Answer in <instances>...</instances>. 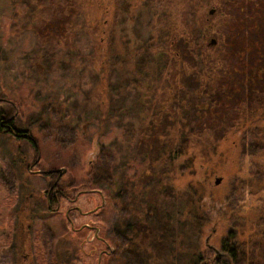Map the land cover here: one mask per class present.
Masks as SVG:
<instances>
[{"label":"trees","instance_id":"trees-1","mask_svg":"<svg viewBox=\"0 0 264 264\" xmlns=\"http://www.w3.org/2000/svg\"><path fill=\"white\" fill-rule=\"evenodd\" d=\"M64 1L76 19L66 22L64 18L61 28L50 30L49 19L40 16L49 28L45 35L31 30L38 19L36 4L26 5L25 24L20 28L30 31L40 47L33 45L23 54L32 55V63L13 77L3 66L2 48L16 36L18 13L8 21L6 38L0 33V85L9 99L8 108L0 106V120L14 114L13 103L18 105V114L10 124L20 116L19 125H14L19 134H11L1 124L0 134L18 157L16 168L25 170L30 150L37 151L42 142L52 150L53 162L68 166L64 173L73 176L70 171L97 138L96 159L78 182L70 181L68 186L69 192L79 196H103L104 203L97 210L104 217L99 232L111 235L112 253L105 256L111 264H264V182L259 177L241 170L219 202L206 200L205 188L197 180L191 179L183 189L173 181L175 172L189 169V144L200 132L192 127L191 117H202L214 108L212 122L222 125L208 126L205 131L216 140L233 132L248 152L251 141L264 132L254 118L258 112L259 119L264 116V94L258 101L252 94L240 95L259 103L243 105L227 127L221 121L229 116L215 113L219 101L211 95L217 91L229 98L233 88L221 81L227 70L220 56L212 58L209 44L193 39V50L187 49L189 54L184 55L155 41V34L141 38L131 31L124 33L120 3L115 2L109 25L101 17L90 23L84 0ZM98 7L103 14L109 10L103 0H98ZM105 24L107 28L100 30ZM81 36L87 42L83 48L76 42ZM50 37L53 47H43ZM173 41L168 42L170 48ZM221 52L233 55L230 47ZM187 57L193 65H187ZM52 66L69 69L70 77L49 81ZM204 68L208 70L205 78ZM43 196L42 192H25L15 209V235L22 245L30 239L35 221L42 218L34 213L33 203L45 201ZM217 226L221 228L219 254L201 240L207 232V236L215 235ZM75 232L70 228L68 234ZM76 249L63 259L72 258Z\"/></svg>","mask_w":264,"mask_h":264},{"label":"rangeland","instance_id":"rangeland-1","mask_svg":"<svg viewBox=\"0 0 264 264\" xmlns=\"http://www.w3.org/2000/svg\"><path fill=\"white\" fill-rule=\"evenodd\" d=\"M108 5V12L102 13L98 7V0H84L83 10L90 23L95 22L97 18H106L108 24L113 23V15L115 10V2L120 3V28L124 31H131L136 36L144 38L149 34H155V41H159L169 50H177L184 55H188L187 49L191 48L192 40L197 39L208 45L207 50L212 54V58L219 57L222 61V67L225 72L221 75V80L226 87H232L233 91L229 98L222 97L219 92H212V97L219 101L215 113L227 112L229 118L224 122V125L229 127L232 125V119L237 110H240L243 105H251L249 102L258 104L254 100L240 96L242 94H251L253 90L257 96H252L258 99L263 90V83H253L252 86L248 80H243V74L253 72V68L260 69L264 66V30H251L249 26V18L253 16L255 8L259 5V9L264 10L262 0H103ZM36 4L37 20L33 22L32 31L45 35L49 28H45L40 21V16L49 19L50 30H55L62 27L65 18L73 22L76 15L71 13L72 9L65 6L64 0H0V33L7 36L8 21L11 22V16L18 13L16 18V36L12 37L11 41L4 43L2 52L5 55L3 66L9 77L20 74L24 69L32 63V55L23 54L31 51V47L38 45L39 41L32 38V33L26 30H21V26L25 24L24 13L27 10V4ZM240 6L239 13L237 7ZM214 9L212 13L209 11ZM65 10V12H64ZM243 17L247 21L239 25H235V18ZM18 26V27H17ZM107 28V24L103 25ZM97 32L101 36V31ZM215 38L216 42L211 44L209 41ZM173 39L172 47L168 42ZM48 43L41 44L45 48L53 47V39L50 37ZM37 43H36V42ZM189 41V42H188ZM80 47L87 46L86 39L81 36L76 40ZM255 42V44H254ZM10 43V44H9ZM228 47L233 52L225 56L221 50H226ZM222 54V55H220ZM21 59V60H20ZM173 64L179 65V61L173 60ZM187 65H193L191 58H186ZM208 67V65H207ZM193 70V69H192ZM208 70L205 68L201 71L205 78ZM70 77L69 69H58L51 67L48 74L49 81L56 80L63 82ZM211 84H213L211 82ZM202 88L206 89L204 83H200ZM193 87V86H192ZM211 87V86H210ZM0 85V106L2 109L8 108L7 96L2 93ZM253 94V95H254ZM5 99V100H2ZM15 112L11 116L18 114L17 104ZM212 110L209 114L202 117H191L192 127L200 128V132L196 133L193 140L189 144L188 160L189 169H182L183 172L174 173V185L178 189H183L186 184L192 179L197 180L200 185L205 188V199L209 201L219 202L229 193L232 182L235 176L239 175L241 170H245L250 174H254L264 182V132L260 139L251 141V150L244 151L241 148L238 136L233 132L228 133L224 139L216 140L210 136L205 128L215 126L221 127L222 124L215 120ZM261 115V114H260ZM259 112L254 116L258 119L256 125L264 127V116L260 117ZM10 117V116H9ZM14 118V117H13ZM20 116H16L15 126L19 125ZM13 125V129L15 130ZM4 129V128H3ZM15 132H17L15 130ZM17 134H19L17 132ZM253 150V151H252ZM99 152L97 138L91 141L89 148L83 153L82 158L75 168L70 173L73 176L62 174L58 179V185L51 187L57 173L50 176L42 171L52 168L67 169L65 164H55L53 162L52 150L46 147V143H39L37 151L29 152L28 166L23 169H17L18 157L16 153L9 150V145L5 143L4 137L0 134V263L1 264H57L54 259L62 260L64 254L73 253L71 249L75 247V240H68V231L71 228L69 221L66 218V211L71 206L77 207L70 211L68 217L74 220L76 227L83 226L82 223L91 221L98 229H100L102 217L101 213L91 212L83 214L81 211L96 208L102 202V196L99 193L91 195L82 194L75 198L74 202L65 197H59V200H51V207L56 208V211H50L47 203L48 196H53V191L59 195V191L64 192L70 199H73L77 194L69 192V182L76 183L81 179L88 168L90 161L96 159ZM70 167V166H69ZM184 167V166H183ZM39 170V171H38ZM193 173V176L190 175ZM49 176V177H48ZM216 177H221L218 184L214 183ZM19 191L20 196H17ZM25 192H34L44 195L45 201H35L33 203L34 213L41 215L40 220H36L31 227V237L25 244H20L15 235V209L19 206ZM208 204V203H207ZM218 227V226H217ZM87 232L83 229L80 233ZM101 232V231H100ZM208 233V232H207ZM203 234L202 241H207L213 245L212 253L219 254L221 249L217 240L221 233V228L215 230V235ZM13 235V237H12ZM70 241V242H69ZM97 243V241H96ZM20 246H23L21 249ZM102 246V245H101ZM101 246L96 245L92 254L87 256L86 263L80 264H97V253ZM104 247V245L102 246ZM86 249V248H84ZM80 253V252H79ZM77 253V254H79ZM27 254V255H25ZM62 264V263H58ZM105 264V262L103 263Z\"/></svg>","mask_w":264,"mask_h":264},{"label":"flooded vegetation","instance_id":"flooded-vegetation-1","mask_svg":"<svg viewBox=\"0 0 264 264\" xmlns=\"http://www.w3.org/2000/svg\"><path fill=\"white\" fill-rule=\"evenodd\" d=\"M261 3H264V0H262ZM258 7H259V5L256 6L253 16L246 18L249 20V26H250L251 30H256V29L257 30H259V29L264 30V10L259 9ZM239 10H240V6L237 7V13H239ZM213 11H214V9H213ZM246 19L244 20L243 17L235 18V21H236L235 25H239L242 22L244 23V21L246 22L247 21ZM254 44H255V42H254ZM253 70H255V71L250 72L249 74H243V76H242L243 80H248V83L250 85L253 83L262 82L263 83V85H262L263 90H261V93H260L262 95V94H264V66L260 69L253 68ZM253 87H255V86H252L251 88H253ZM254 93H256L255 89L253 90V92L251 94L253 95ZM253 96H257V95L254 94ZM7 117L1 118L0 121L5 120ZM9 124H10V122H9ZM10 125L13 128V125L12 124H10ZM1 126L5 130H8L11 134L13 133L12 129L8 125L3 123V125H1ZM13 134H15V133H13ZM55 179H56V177H55ZM57 183H58V181H57ZM57 183H56V185H57ZM56 185H54V186H56ZM59 197L68 198L72 202H74V200H75L74 198L70 199L66 194H64V192L59 191V195L58 194L56 195V191H53V196H51V195L48 196V194H47V203H48L47 207L49 208V210L51 209L50 211L53 212V211L57 210L56 208L51 207V200L53 199V200H55V202H57V200H59ZM58 203L59 202H57V205H58ZM75 207H77V206H71L68 208V210H67L68 215H69L70 211L73 210ZM99 207H101V206H98L97 208L95 206L94 208H91L90 210H86V212L81 211V213L90 214L91 212L92 213L97 212ZM77 209H78V207H77ZM78 211H80V210L78 209ZM67 221H69L71 229L76 230L75 233H69L67 236V237H69V238H67L68 240L74 239L76 241L74 243L75 247H77L76 253H75V255H73L72 258H67V259H62V260H58L57 258H55L54 261L57 264L59 262L62 264H66L69 261H73V262H75V264L86 263L87 259H89L87 256H89L90 254L93 253V251H90V250H92V249L94 250L96 248L95 247L96 245H99V246L104 245V247L101 246V248L99 249V252L97 253V258H96L97 264H103V257L110 256L112 253L111 235L108 234V235L104 236L101 232H99L100 229L97 230V227L91 221H88L86 223H82L83 226H81L80 228L76 227L74 225L73 219L71 220L70 218H67ZM71 223H72V225H71ZM83 229H86L87 232H85V233L77 232L78 230H83ZM96 241H97V243H96ZM84 248H86V249H84ZM87 248H89L90 250H88ZM77 253H79V254H77ZM25 255H27V254H25ZM104 262H105V264H111V259L107 260V258L105 257Z\"/></svg>","mask_w":264,"mask_h":264},{"label":"water","instance_id":"water-1","mask_svg":"<svg viewBox=\"0 0 264 264\" xmlns=\"http://www.w3.org/2000/svg\"><path fill=\"white\" fill-rule=\"evenodd\" d=\"M209 12L212 13V12H213V9H211ZM209 42H210L211 44H214V43L216 42V39H215V38H211ZM13 117H14V116H10V117L6 118L5 120L0 121V124L3 125V123H4V124L8 125V126L12 129V132L15 133V134H17V132H15V130H14V129L11 127V125L9 124V122L13 119ZM38 171H39V170H38ZM65 171H66V168H65V167H62V168H52V169H47V170H44L43 172H44V173H47V174L54 173V172L57 173V177H56V179L54 180V182H53V184H52V186H51V187H53L54 185H56V183H57L59 177H60ZM221 179H222L221 177H216L215 180H214V183H215V184H218V183L221 181ZM83 191H89V190H83ZM77 196H78V194L74 197V199L77 198ZM103 203H104V199H103V196H102V202H101V204H100L99 206H102ZM78 209L80 210V208H78ZM66 217L69 218V217H68V211H66ZM71 225H72V223H71ZM97 230H98V228H97Z\"/></svg>","mask_w":264,"mask_h":264}]
</instances>
